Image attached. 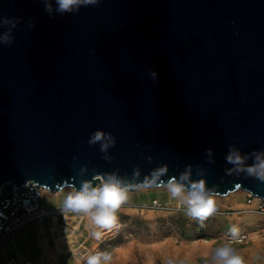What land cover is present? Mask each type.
<instances>
[{
	"label": "water",
	"instance_id": "1",
	"mask_svg": "<svg viewBox=\"0 0 264 264\" xmlns=\"http://www.w3.org/2000/svg\"><path fill=\"white\" fill-rule=\"evenodd\" d=\"M57 9L0 0V193L174 178L264 198L243 170L264 159V0Z\"/></svg>",
	"mask_w": 264,
	"mask_h": 264
},
{
	"label": "rangeland",
	"instance_id": "2",
	"mask_svg": "<svg viewBox=\"0 0 264 264\" xmlns=\"http://www.w3.org/2000/svg\"><path fill=\"white\" fill-rule=\"evenodd\" d=\"M166 187L129 190V199L110 230L94 225L87 216L76 231L75 222L66 224L61 216L57 220L52 215L42 221L32 219L1 245L0 264H87L89 255L104 252L111 254L109 264H208L213 250L224 243L231 244L244 264H264V215L255 202H246L244 190L211 195L216 211L201 223L186 215V209L170 198ZM73 190L61 189L60 202L44 191L42 202L49 209L65 210L62 201ZM56 221L65 227L58 231ZM233 226L239 233H248L244 242L224 239ZM95 231L102 233L100 240L92 235Z\"/></svg>",
	"mask_w": 264,
	"mask_h": 264
},
{
	"label": "clouds",
	"instance_id": "3",
	"mask_svg": "<svg viewBox=\"0 0 264 264\" xmlns=\"http://www.w3.org/2000/svg\"><path fill=\"white\" fill-rule=\"evenodd\" d=\"M98 0H57L58 11L70 12L78 9L81 5H95ZM7 22V21H6ZM13 22V26H14ZM104 133L97 131L91 137L89 143H96L104 138ZM107 143L102 145V150L107 148ZM228 162L240 165L243 158L239 155L229 154ZM257 163L243 169L248 175L256 176L264 181V159L257 157ZM165 170H159L163 173ZM183 179V177H182ZM154 182V181H153ZM147 183V182H146ZM151 186V185H149ZM132 185H123L120 180L110 177L101 181L97 186H92L91 182L82 184L80 190L69 192L62 201V208L75 213H81L90 217L91 222L101 229H112L118 222V212L129 199V190ZM166 190L171 199L177 201L178 206L186 209V215L203 223L216 211V201L208 193L203 180L192 182L190 190H186L183 183L174 178L167 183ZM233 237L239 233V229L233 226L230 229ZM97 240H100L102 233L95 231L92 234ZM111 254L97 253L87 257V264H109ZM208 264H244L243 258L233 249L230 243H224L216 247L211 255V261Z\"/></svg>",
	"mask_w": 264,
	"mask_h": 264
},
{
	"label": "built area",
	"instance_id": "4",
	"mask_svg": "<svg viewBox=\"0 0 264 264\" xmlns=\"http://www.w3.org/2000/svg\"><path fill=\"white\" fill-rule=\"evenodd\" d=\"M99 184L97 183V185ZM19 191L20 192L14 189L9 193H0V244L5 241L15 229L32 219L42 221L47 216L52 215L55 216L57 220L58 216H61L63 222L66 224L73 221L75 222V225H72L74 231L87 221L86 217L81 213L46 208L42 202L44 188L35 183H27L21 186ZM245 199L247 203L255 202V208L264 215V198L252 196L250 193L246 192ZM54 223V228H58V231H60L61 227H65L62 223L58 225L57 221ZM261 235L264 238V226L261 229ZM247 237V232H240L236 237H233L231 232L224 235V239L233 243L244 242Z\"/></svg>",
	"mask_w": 264,
	"mask_h": 264
},
{
	"label": "bare ground",
	"instance_id": "5",
	"mask_svg": "<svg viewBox=\"0 0 264 264\" xmlns=\"http://www.w3.org/2000/svg\"><path fill=\"white\" fill-rule=\"evenodd\" d=\"M74 189V188H73ZM75 190V189H74ZM238 190H241V189H238ZM44 191L47 193V195H49V196H51V197H53V196H55L56 198H57V201L58 202H60V200H61V197L63 196V194H62V191L60 190V191H51V190H49L48 188H44ZM234 192V191H233ZM56 201V202H57ZM85 216V215H84ZM54 217V219H55V216H53ZM54 230V229H53ZM48 244V243H47ZM39 251V250H38Z\"/></svg>",
	"mask_w": 264,
	"mask_h": 264
},
{
	"label": "crops",
	"instance_id": "6",
	"mask_svg": "<svg viewBox=\"0 0 264 264\" xmlns=\"http://www.w3.org/2000/svg\"><path fill=\"white\" fill-rule=\"evenodd\" d=\"M47 208V207H46ZM49 209V208H48ZM6 241V240H5ZM5 241H3L1 244H0V247H1V245L5 242Z\"/></svg>",
	"mask_w": 264,
	"mask_h": 264
}]
</instances>
